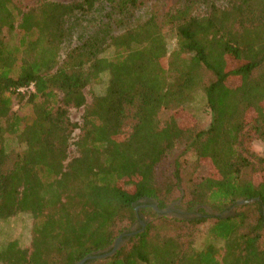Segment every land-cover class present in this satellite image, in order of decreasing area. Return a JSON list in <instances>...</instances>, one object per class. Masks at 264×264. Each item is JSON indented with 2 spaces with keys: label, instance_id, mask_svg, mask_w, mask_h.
I'll list each match as a JSON object with an SVG mask.
<instances>
[{
  "label": "trees",
  "instance_id": "1",
  "mask_svg": "<svg viewBox=\"0 0 264 264\" xmlns=\"http://www.w3.org/2000/svg\"><path fill=\"white\" fill-rule=\"evenodd\" d=\"M218 1L204 0L205 13L186 4L130 25L141 0H36L26 9L0 0V220L32 219L29 244L3 243L0 264H76L142 212L157 215L144 200L162 209L180 193L183 165L168 158L180 140L195 165L212 169L182 188L188 210L201 216L145 222L114 254L88 264H264V178L255 180L264 156L247 144L248 127L264 142V0ZM98 9L97 24L74 35ZM166 27L177 40L170 52ZM104 78L86 105L84 88ZM196 90L210 111L197 131L175 114ZM71 106H85L79 126ZM9 138L17 149L6 148ZM240 199L254 201L235 205ZM205 206L235 210L219 216Z\"/></svg>",
  "mask_w": 264,
  "mask_h": 264
},
{
  "label": "rangeland",
  "instance_id": "2",
  "mask_svg": "<svg viewBox=\"0 0 264 264\" xmlns=\"http://www.w3.org/2000/svg\"><path fill=\"white\" fill-rule=\"evenodd\" d=\"M55 1H69V0H55ZM17 3L26 9L27 7L36 5V0H17ZM191 4L193 6V12L194 13H205L207 11V5L204 2V0H141L140 6L135 10V14L128 20V23L130 25L135 24L137 22H140L144 20L148 14L154 13L158 20L162 18V16L171 10H174L176 8H179L183 5ZM218 4L223 5L224 2L221 0L218 1ZM101 14V9H98L97 11L93 12L92 14L88 15L84 20H81V23H84L87 26L84 25H77L76 24V31L74 35H77L79 32L83 31L85 27L93 28L95 24H97V20L99 18V15ZM115 32L120 31V27L113 28ZM164 37L167 43L168 51H172L176 48L177 40L175 36V32L172 28L166 27L164 29ZM75 42V38H70V41L68 42V47L72 46ZM112 49L109 48L107 51V55L111 54ZM168 52V54H169ZM168 54L165 56L166 58L164 60H167ZM105 86V78L101 83H92L87 85L84 88V93L86 96V105L90 104L92 101V98L94 95L99 94L103 91ZM186 101L182 105L183 108L179 109L175 112L176 117H178L179 121L183 122L185 124V127L194 125L195 130H201L205 129L210 121V111L209 108L206 105L204 93L202 90H196L193 93H188L185 95ZM18 102L14 101L13 109H16L18 107ZM69 116L73 122L78 124V126L81 124V117L84 112L85 106L83 107H69ZM173 109H162L158 113V119L160 121V124H163L169 117V115L172 113ZM249 116L252 118L254 117L253 112L249 113ZM132 124V120L128 119L124 126H123V137H126L130 131ZM247 144L250 146L251 150L254 151L256 154L260 156H264V142L258 138L256 133L251 130L250 127L247 128ZM81 130L79 127H76L70 137V146H69V156H74L76 154V148L74 145V141L77 139V137L80 135ZM5 146L7 149H17L19 146L15 142V140L9 138L5 141ZM168 158L170 160L179 159L180 162L183 165L182 170V182L180 184V193L178 191L173 192L172 200L169 201L168 205H171L170 207L162 208L168 210L167 214L165 215H153V212H142L141 213V222L135 221L128 229L126 228L123 233L131 231V230H137L139 226H143L142 223L150 222L154 220L157 217L166 216L168 218H178L181 219L185 216H188L189 214L180 213V210L186 209L187 212H193L188 210L187 204H185V198H184V191L182 188L188 181V178L192 179L194 182L199 181L201 178L209 175L212 171L210 164L208 161H201L200 165H195V157L194 153L186 148V141L180 140L178 141L175 146L168 152ZM264 178V168H262L259 172L255 174V180L259 181ZM155 202L152 201L153 205ZM153 208V207H152ZM174 209L173 211H170V209ZM235 210V209H234ZM155 211V210H154ZM207 211V210H206ZM208 212V211H207ZM209 214H213V212H208ZM32 219L29 214L21 213L16 216H13L8 219L0 220V247L3 243L10 239H16L22 246H27L30 241V229H31ZM143 226V227H144ZM200 228L201 231H205V228L207 227V223H204L201 225ZM203 232H200L196 237V244L200 245L204 239L205 234ZM120 233L118 236H120ZM117 236V237H118ZM116 237V238H117ZM115 238V239H116ZM114 239V240H115ZM127 240H125L124 237H121V241L119 242V245L122 246L126 243Z\"/></svg>",
  "mask_w": 264,
  "mask_h": 264
},
{
  "label": "water",
  "instance_id": "3",
  "mask_svg": "<svg viewBox=\"0 0 264 264\" xmlns=\"http://www.w3.org/2000/svg\"><path fill=\"white\" fill-rule=\"evenodd\" d=\"M253 201H254V199H248V200L240 199V200L236 201L235 205L239 206L241 204H245V203H249V202H253ZM152 207L158 213V215H165L168 212V210H166V209L158 208L156 203H154L152 205ZM234 209H235V206H232L229 209L223 210L222 212H216V211H212V212L214 215L226 216V215H229L230 213H232L234 211ZM142 225L144 226V223H142ZM141 231H143V228L140 230H131V231H128V232L121 234L120 236H118L113 241V243L110 246H108L107 248H105L101 251H98V252H95V253H92V254H89V255L83 257L82 259L77 261L76 264H88L90 261H92L94 259H102V258H106L107 256L114 254L120 247L119 242L121 241V237H124L125 240H128L130 238V236L136 234L137 232H141Z\"/></svg>",
  "mask_w": 264,
  "mask_h": 264
},
{
  "label": "flooded vegetation",
  "instance_id": "4",
  "mask_svg": "<svg viewBox=\"0 0 264 264\" xmlns=\"http://www.w3.org/2000/svg\"><path fill=\"white\" fill-rule=\"evenodd\" d=\"M148 201H151L152 202V200H150V199H145L144 200V202H148ZM152 204V203H151ZM170 206H172V204L171 205H168L167 207H170ZM197 209V208H196ZM204 209L205 210H207L208 212H212V211H214V210H212L210 207H207V206H205L204 207ZM174 209H170V211H173ZM180 213H187V214H189L187 217H193V216H201V214L197 211V210H194L193 212H187V210L186 209H184V210H180ZM141 215H139L138 216V222H141Z\"/></svg>",
  "mask_w": 264,
  "mask_h": 264
},
{
  "label": "built area",
  "instance_id": "5",
  "mask_svg": "<svg viewBox=\"0 0 264 264\" xmlns=\"http://www.w3.org/2000/svg\"><path fill=\"white\" fill-rule=\"evenodd\" d=\"M20 91H23V88H20Z\"/></svg>",
  "mask_w": 264,
  "mask_h": 264
}]
</instances>
